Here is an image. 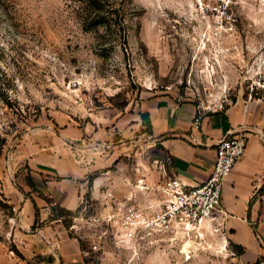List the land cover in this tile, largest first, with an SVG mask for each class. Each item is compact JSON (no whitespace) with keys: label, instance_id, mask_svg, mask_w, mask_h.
<instances>
[{"label":"rangeland","instance_id":"374dc122","mask_svg":"<svg viewBox=\"0 0 264 264\" xmlns=\"http://www.w3.org/2000/svg\"><path fill=\"white\" fill-rule=\"evenodd\" d=\"M251 91L264 98V0H0L2 242L17 249L12 226L36 195L50 219L69 222L85 264H264L212 228L194 240L117 238L119 207L157 210L173 176L170 154L140 124L142 106ZM87 165L75 208L34 179L38 169L60 180ZM253 205L264 224V178Z\"/></svg>","mask_w":264,"mask_h":264},{"label":"crops","instance_id":"0c3cea01","mask_svg":"<svg viewBox=\"0 0 264 264\" xmlns=\"http://www.w3.org/2000/svg\"><path fill=\"white\" fill-rule=\"evenodd\" d=\"M198 104L192 99L157 97L142 106L140 124L170 154L173 175L190 185L204 182L210 174L221 138L234 133L246 135V152L225 180L223 205L228 215L221 231L244 247L245 258L264 257V224L257 221L253 207L264 178V98L238 96L224 109L210 111L200 127L194 125ZM73 169L60 180L46 169H38L34 179L37 186L46 188L45 195L75 208L87 174L93 169L92 165L80 171ZM98 183L96 180V186ZM33 196L24 198L21 216L11 229V242L17 249L8 248L7 240L0 238V264H85L79 239L70 236L61 219H50V207L43 197ZM35 203L39 207L37 222Z\"/></svg>","mask_w":264,"mask_h":264},{"label":"built area","instance_id":"2783aa9c","mask_svg":"<svg viewBox=\"0 0 264 264\" xmlns=\"http://www.w3.org/2000/svg\"><path fill=\"white\" fill-rule=\"evenodd\" d=\"M253 97V92L249 98ZM231 97L212 104H198L194 125L200 127L210 112L224 109ZM247 137L234 133L221 138L216 147L213 168L202 183L190 185L177 176L168 177L162 186V200L155 211L134 204L122 205L118 214L120 227L117 238L121 242L138 244L148 235H159L171 240L202 238L207 230H221L228 215L223 205L224 184L227 176L245 154Z\"/></svg>","mask_w":264,"mask_h":264},{"label":"trees","instance_id":"16d2710c","mask_svg":"<svg viewBox=\"0 0 264 264\" xmlns=\"http://www.w3.org/2000/svg\"><path fill=\"white\" fill-rule=\"evenodd\" d=\"M4 144H5V139L2 140V138L0 137V155L2 154V151H3V147H4ZM92 178H90L91 180ZM35 207H36V216H37V219H36V222L39 218V207L37 206V204L35 203ZM58 207L61 209V211H67V212H70V209H66L65 207H62L61 205H58ZM62 214H52L51 216V219H58V218H61L62 221L64 222V224L66 226L69 225V222H67L66 219H63L61 217ZM240 249V253L244 252V247L242 245H237ZM255 264H260V259H257Z\"/></svg>","mask_w":264,"mask_h":264},{"label":"bare ground","instance_id":"6f19581e","mask_svg":"<svg viewBox=\"0 0 264 264\" xmlns=\"http://www.w3.org/2000/svg\"><path fill=\"white\" fill-rule=\"evenodd\" d=\"M189 247H190V241H186L183 246L184 251L189 253Z\"/></svg>","mask_w":264,"mask_h":264}]
</instances>
